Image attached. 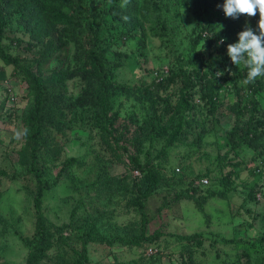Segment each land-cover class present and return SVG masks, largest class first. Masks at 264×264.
Wrapping results in <instances>:
<instances>
[{"label": "rangeland", "instance_id": "obj_1", "mask_svg": "<svg viewBox=\"0 0 264 264\" xmlns=\"http://www.w3.org/2000/svg\"><path fill=\"white\" fill-rule=\"evenodd\" d=\"M91 1L101 8L102 0ZM16 7L12 4L4 10L6 26L1 36L3 49L17 58L19 65L0 61V264H26V250L17 236H30L35 224L34 181L24 171L22 161L25 116L31 105L24 69L38 79L50 81L60 94L73 98L80 94L84 82L80 73L53 81L66 68L72 71L80 65L73 44L46 50L47 38L32 37L25 18L18 12L7 14ZM168 9L174 26L168 42L164 37L152 36L148 24L141 36L138 28L128 30L135 21L105 15L106 26L116 23L125 27L119 35L112 29L105 32L100 44L105 59L123 60L114 68L113 78L124 84L125 93L112 97L113 116L106 131L90 128L89 122H76V126L63 130L64 135L57 128L48 131L49 152L56 158L51 163L46 156L39 161L43 179L55 178L69 156L82 161L62 171L57 184L43 193L41 215L50 227L56 228L68 222L71 209L79 206L74 215L80 222L93 223L98 218L96 227L105 233L136 235L148 240L144 246L88 242L84 264H241V261L264 264V161L249 160L252 159L249 148L240 145L236 152L228 140L229 130L241 129L250 112L249 92L245 89L243 93L235 92L229 79L233 69L242 64L234 65L227 50L215 53L203 48L200 38L194 41L199 26L189 7ZM222 10L221 19L210 28L213 33L225 24ZM51 37L55 38L54 34ZM117 53H123L124 57ZM189 59L196 62L188 63ZM178 61L184 62L183 74L193 84L192 100L199 115L188 126L182 122L178 132L174 127L164 137H149L146 127L157 121L166 123L169 105L177 94L167 93L166 88L157 90L153 80L158 77L163 80L176 72L180 67ZM217 71H223L224 75L217 77ZM174 86L176 89L179 85ZM207 89L213 93L211 97ZM10 96L14 99L10 100ZM256 100L264 108V91L256 95ZM172 132L176 134L168 141ZM115 146L120 149L119 157L112 158L107 150H114ZM100 150L110 157L105 160L102 176L114 177L111 179L115 187L108 195L90 186L100 172L99 163L94 161V154ZM131 154L158 173L153 192L139 197L140 206L128 203L134 192L130 191L133 184L130 179L136 181L139 176L130 167ZM258 166L262 167V173L256 178L260 190L255 200L249 192L256 177L250 168ZM231 169L236 174L232 176L233 182L223 184L224 174ZM200 175L207 176L208 184L192 192L188 180ZM197 234L201 235L200 244L194 242ZM149 245L156 248V255L145 261V248ZM72 250L77 256L81 246L70 235L65 245L48 250L38 264H56L58 257L76 264Z\"/></svg>", "mask_w": 264, "mask_h": 264}, {"label": "trees", "instance_id": "obj_2", "mask_svg": "<svg viewBox=\"0 0 264 264\" xmlns=\"http://www.w3.org/2000/svg\"><path fill=\"white\" fill-rule=\"evenodd\" d=\"M170 1L172 2L171 5L168 4ZM120 3L121 0H102L101 8H98L96 2L91 0H0V61L14 66L19 65L17 58L11 57L1 45L2 30L6 26L3 12L13 4L17 7L9 10L7 14L18 12L21 17L25 18L26 29H28L32 37L43 36L47 38L46 50H55L59 45H66L69 42L73 44L75 58L80 61V65L76 70L72 71H68L66 68L53 81L58 82V80L61 81L66 76L70 77L79 73L84 80L80 94L73 98L60 94L54 90L55 88L52 87L50 81L38 79L33 74H29L30 70L24 69L31 96V105L25 116L26 144L22 161L24 171L31 175L34 181L32 206L35 214L32 234L27 237L17 236L26 250V264H38L40 258L48 250L55 248V246L60 249L65 245L66 239L70 235L77 238L81 246V251H77V256L76 251L72 250L76 256V264H84L86 259L85 245L88 242L107 245L122 243L144 246L146 241H148L136 235L125 237V235L122 236L117 232L105 233L96 227L98 218L94 219L93 223H89L87 220L78 221L79 218L75 217L74 214L79 206H74L71 209L68 222L56 228L50 227L40 212V202L43 193L57 184L62 171H67L71 165L80 164L82 161L80 158L69 156L60 165L55 178L51 180L43 179L41 176L43 168L39 161L43 160L44 156L47 157L48 163L53 162L56 158L54 153L49 152L50 148L47 143L49 138L48 131L57 128L64 135L66 130L76 126V122L80 124L89 122L90 128L106 131L111 125L113 116L111 110L112 97L125 93L124 84L118 83L113 78L114 68L122 64L123 60L118 58L116 60L118 62H115V60L105 59L103 57L104 48H101L100 45L105 32L112 29L119 35L124 26L116 23L106 26L105 15L109 14L113 18L120 20H124L123 17L127 16L131 21H135V24L129 25L128 30L138 28L141 36L145 35V24H148V29L152 36L164 37L165 41L168 42L174 29V26L171 25L172 17L168 15V8L189 7L199 26L194 41L200 38L203 48L213 49L215 53L219 52L220 54L226 52L229 43L237 42V34L244 30L245 26L258 30L259 13L257 12L254 17L246 16V18L243 14L238 19L225 17L224 26L213 33L210 28H213L222 17L220 9H222L223 0H128L125 8H121ZM63 5L66 6L65 9H61ZM201 23L204 25H201ZM53 34L55 38L51 37ZM221 38H223V43L218 42ZM114 41L117 42L118 40ZM117 56L122 58L124 54L117 53ZM192 62L196 61L188 60V63ZM183 64L184 62L178 61L179 69L176 72L169 73L168 78L162 80L163 77H158L156 81L153 80L155 86L158 87L157 90L166 88L167 93L177 94L173 104L169 105V115L166 123L159 124L157 121L148 124L146 127L149 137H164L167 131L172 130L174 127H176V132H178L183 124L190 125V122L196 120L199 115L196 110V104L192 100L193 84L183 74L181 69ZM246 71L242 64L239 69H233L232 75L229 77L235 92L238 90L242 92L244 89L246 90L245 92H249V101L251 103L250 112L243 122V127L241 129H239L240 127H235L229 130L228 140L236 152L239 151L240 145H245L249 148L252 153V159L249 158V160L252 161L259 158L264 161V108L256 100V95L264 91V77H259L254 83L245 86L238 81L246 78ZM175 84L179 85L176 89ZM206 92L209 93V97H211L210 94L213 95L208 89ZM198 97L201 98V95L199 94ZM212 99L215 100L216 98L212 96ZM210 103H213V101H210ZM44 114L47 116L49 126L45 123ZM176 132H172L171 137H168L167 140L171 141ZM114 143L117 144L116 141ZM118 150L120 149L115 146L114 150L107 151L112 158H115L119 157L117 155ZM122 150L126 151L124 148ZM105 152V150L104 152L100 150L94 154V161L99 163L97 167L100 172L95 175L96 178L90 186L108 195L113 191L115 184L111 179L114 177L110 176L107 178L102 176L107 165L105 160L110 158L105 155ZM128 157L131 163L130 167L139 173L136 181L130 179L133 183L130 191L134 192L128 203L132 206H140L139 197H146L153 192L156 187L155 176L158 173L156 174L155 170H149L146 164L140 162L138 156L131 154ZM250 170L251 174L256 177L251 183L252 187H249V192L251 197H255L256 200V194L260 190L256 178L261 176L262 167L258 166L250 168ZM1 173L2 171L0 170ZM234 175L236 174L233 173L232 169L228 170L223 176V184L232 183V176ZM199 177L207 178V176L200 175L192 176L188 180V185L192 192L201 187L193 184V180ZM118 181L116 180V182ZM86 216H90V214ZM112 229H115L114 226ZM64 231H68V234H63ZM194 237L195 244H200L201 235L197 234ZM149 246H146V248ZM144 254L145 258L143 260L146 261L154 257L156 251L149 255ZM246 260L248 263V259ZM240 263L245 264L243 261ZM56 264L72 263H68L65 259L58 257Z\"/></svg>", "mask_w": 264, "mask_h": 264}, {"label": "clouds", "instance_id": "obj_3", "mask_svg": "<svg viewBox=\"0 0 264 264\" xmlns=\"http://www.w3.org/2000/svg\"><path fill=\"white\" fill-rule=\"evenodd\" d=\"M127 3L128 0H124L120 7H126ZM221 7L225 16L232 19H238L242 14L254 17L259 13L258 30L245 26L244 30L237 34V42L227 45V55L231 62L236 66L243 64L247 70L246 78L241 84H252L257 78L264 77V0H224ZM123 19L127 20L128 17ZM219 43H223V38ZM223 75V71L216 73L217 77Z\"/></svg>", "mask_w": 264, "mask_h": 264}, {"label": "built area", "instance_id": "obj_4", "mask_svg": "<svg viewBox=\"0 0 264 264\" xmlns=\"http://www.w3.org/2000/svg\"><path fill=\"white\" fill-rule=\"evenodd\" d=\"M7 91L9 92V88H7ZM13 99H14V97L10 96V100H13ZM207 183H208V179L206 177H199V178L193 180L194 185L205 186ZM155 251H156V249L152 246H149L145 249V253L147 255H149Z\"/></svg>", "mask_w": 264, "mask_h": 264}]
</instances>
